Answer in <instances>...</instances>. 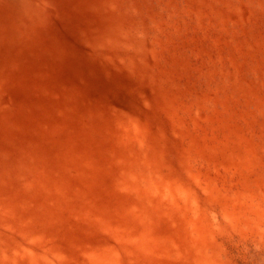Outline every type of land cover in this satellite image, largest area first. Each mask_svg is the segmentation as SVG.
<instances>
[{
	"label": "rangeland",
	"instance_id": "374dc122",
	"mask_svg": "<svg viewBox=\"0 0 264 264\" xmlns=\"http://www.w3.org/2000/svg\"><path fill=\"white\" fill-rule=\"evenodd\" d=\"M0 264H264V0H0Z\"/></svg>",
	"mask_w": 264,
	"mask_h": 264
}]
</instances>
